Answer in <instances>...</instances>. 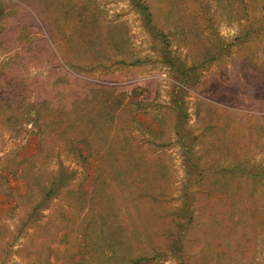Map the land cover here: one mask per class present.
Here are the masks:
<instances>
[{
    "label": "rangeland",
    "instance_id": "obj_1",
    "mask_svg": "<svg viewBox=\"0 0 264 264\" xmlns=\"http://www.w3.org/2000/svg\"><path fill=\"white\" fill-rule=\"evenodd\" d=\"M0 264H264V0H0Z\"/></svg>",
    "mask_w": 264,
    "mask_h": 264
},
{
    "label": "trees",
    "instance_id": "obj_2",
    "mask_svg": "<svg viewBox=\"0 0 264 264\" xmlns=\"http://www.w3.org/2000/svg\"><path fill=\"white\" fill-rule=\"evenodd\" d=\"M15 99L13 97V99H2L1 102L4 106H6V108H11L12 107V103H14ZM11 119V116L9 117V120ZM18 170H14L12 169V174H13V178H19L17 175ZM6 181H9V178L6 179ZM48 193H51V189L48 191ZM114 252V251H113Z\"/></svg>",
    "mask_w": 264,
    "mask_h": 264
}]
</instances>
